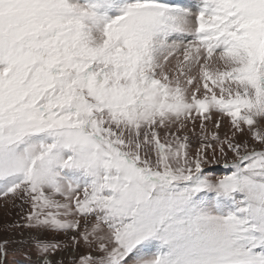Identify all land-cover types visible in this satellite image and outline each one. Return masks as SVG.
I'll return each instance as SVG.
<instances>
[{
    "label": "snow or ice",
    "instance_id": "1",
    "mask_svg": "<svg viewBox=\"0 0 264 264\" xmlns=\"http://www.w3.org/2000/svg\"><path fill=\"white\" fill-rule=\"evenodd\" d=\"M0 197L37 264H264V0H0Z\"/></svg>",
    "mask_w": 264,
    "mask_h": 264
},
{
    "label": "rangeland",
    "instance_id": "2",
    "mask_svg": "<svg viewBox=\"0 0 264 264\" xmlns=\"http://www.w3.org/2000/svg\"><path fill=\"white\" fill-rule=\"evenodd\" d=\"M228 129L227 121L221 129V134ZM231 157V153H229ZM215 168L217 174H221L222 170L219 165ZM28 211V206L21 205L19 200L0 197V241H8V257L6 264H37L38 256L31 245L29 237L33 235L28 229L24 228V216ZM19 225V226H18ZM47 239L58 240L61 243H67V239L63 234L54 235L45 234ZM87 249L81 245L77 248L69 246L64 251L58 252L54 259H63L64 264H71L73 258L84 254ZM28 257L31 259L29 260Z\"/></svg>",
    "mask_w": 264,
    "mask_h": 264
}]
</instances>
